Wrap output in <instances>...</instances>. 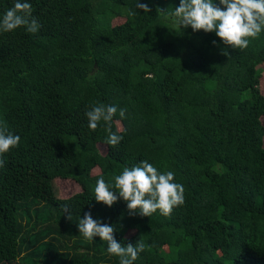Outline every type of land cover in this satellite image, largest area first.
Listing matches in <instances>:
<instances>
[{"label": "trees", "instance_id": "1", "mask_svg": "<svg viewBox=\"0 0 264 264\" xmlns=\"http://www.w3.org/2000/svg\"><path fill=\"white\" fill-rule=\"evenodd\" d=\"M27 2L39 30L0 31V126L20 137L0 168V264H119L79 234L86 212L144 243L134 264H264V31L225 56L215 32L162 12L180 0ZM96 103L118 109L115 147L103 121L88 128ZM143 160L174 172L182 206L141 217L95 200L98 179ZM55 178L80 190L44 199Z\"/></svg>", "mask_w": 264, "mask_h": 264}, {"label": "clouds", "instance_id": "2", "mask_svg": "<svg viewBox=\"0 0 264 264\" xmlns=\"http://www.w3.org/2000/svg\"><path fill=\"white\" fill-rule=\"evenodd\" d=\"M137 7L146 13L150 11L147 4L138 2ZM32 12V5L27 0H16L14 6L0 19V31L10 32L23 27L27 32L36 33L40 25ZM162 12L180 28L190 26L193 32H215L226 46L222 49L225 56L229 55V47L233 50L247 49L251 40L258 38L264 31V0H219L218 4L214 0H180L173 12ZM117 111L114 105L96 103L85 113L90 130L95 131L101 121L108 126L106 142L113 147L123 139L122 135L111 131V122ZM125 112V109H119L121 118L125 117ZM19 144L18 135L10 132L6 125L0 126V168L5 167L2 157ZM114 180L111 187L103 178L97 180L95 200L111 207L123 199L130 215L150 217L159 210L161 215L169 216L174 208L185 203V188L175 182L174 172L160 171L147 160L131 168L124 167L119 175L114 176ZM67 218L71 220L70 213ZM77 227L84 239L93 241L98 236L107 242V253L118 257L119 264H134L139 254L145 250L144 243L139 240L135 245L117 242L114 225L93 219L91 212L84 213L83 218L78 219Z\"/></svg>", "mask_w": 264, "mask_h": 264}, {"label": "rangeland", "instance_id": "3", "mask_svg": "<svg viewBox=\"0 0 264 264\" xmlns=\"http://www.w3.org/2000/svg\"><path fill=\"white\" fill-rule=\"evenodd\" d=\"M121 17H116L115 22L121 21ZM100 151H103V147L99 145ZM97 170L94 169L93 172ZM80 190L79 185L71 179L55 178L52 181L44 183L43 186V197L44 199H51L54 197H66L74 192Z\"/></svg>", "mask_w": 264, "mask_h": 264}]
</instances>
